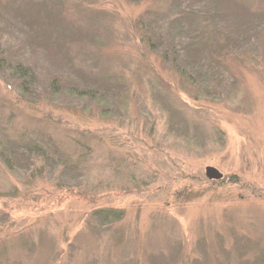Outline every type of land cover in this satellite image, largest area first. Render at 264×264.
Listing matches in <instances>:
<instances>
[{
	"label": "rangeland",
	"instance_id": "rangeland-1",
	"mask_svg": "<svg viewBox=\"0 0 264 264\" xmlns=\"http://www.w3.org/2000/svg\"><path fill=\"white\" fill-rule=\"evenodd\" d=\"M8 1L0 50L31 75L0 60V264H264V0ZM20 138L54 158L26 170Z\"/></svg>",
	"mask_w": 264,
	"mask_h": 264
},
{
	"label": "trees",
	"instance_id": "trees-1",
	"mask_svg": "<svg viewBox=\"0 0 264 264\" xmlns=\"http://www.w3.org/2000/svg\"><path fill=\"white\" fill-rule=\"evenodd\" d=\"M0 5H4V7H7L12 13H16V10L14 9L15 5L13 3L9 2L8 0H4V2L2 4L0 1ZM12 9H14V10H12ZM191 19H192V16H191V14H189L188 20H191ZM159 21H161V20H156V19L152 20V25L154 23H158ZM208 28H209V26L206 24L204 29H208ZM142 30L147 32L148 34L155 33L157 35L158 34L162 35L160 32H157V30H155L154 28L148 29V26L146 25V23L142 26ZM212 31L214 33H221L219 30H213L212 29ZM164 37L165 38H161L162 41L157 40V42L162 49L161 55L165 61L170 62L172 65H176L177 62L181 59L180 57L185 56L186 57L185 58L186 64L190 68L194 67L193 71H195L196 69H199L200 67L201 68L206 67V64H205L206 60L204 62V58L202 57V53L197 49L196 43H194L196 41V39L191 40V41L187 40V42L185 44H179V47H178V45L173 44V40H174L173 37H166V36H164ZM148 42L150 43L149 45H152L151 41H148ZM0 52H1L2 56H5V52H2L1 50H0ZM210 56H213V53H211ZM3 59L7 60V56H5V58H0V60L2 61V64H1L2 70L7 69L10 72L12 70V72H14L15 76L20 81L22 79H24L25 77L26 78L30 77L31 72L28 69V68H30V66H23L25 62L14 61L12 64L8 60L5 62ZM207 61H208V59H207ZM174 69L183 79L186 78L192 84L194 83V85H199L200 83L202 84L203 83V80H202L203 76L206 78L205 71H204V73H202L199 76L200 80L197 82L198 78H196V77L192 78V75L191 74L188 75V73L183 68L175 66ZM197 72H199V70ZM54 84L55 83H52L53 86H54ZM31 85L33 87L36 85V83L34 82ZM56 85L58 86V84H56ZM218 85L221 87V90H223L226 86L225 83L221 84L220 82H218ZM82 91H83L82 92L83 94H81V95H86V96L89 95L91 98L97 97L94 95L95 90L84 89ZM22 92L25 93L24 91H22ZM97 98L101 99L100 97H97ZM102 98H103V96H102ZM14 145H15L14 146L15 152L18 151L21 154V156L24 158L23 164L26 162V164L24 165L26 170H29L34 165L32 163V158H37L38 161H40L39 159H42L43 161L45 160V162H46V159L52 160L54 158V156H53V158L52 157L51 158L45 157L44 154L46 152H43V149L41 148V146L38 143L33 142L30 139L25 140V139L20 138L18 140V142H16ZM0 159L4 162V165H6V167L11 168V162L9 161L8 158L3 156V153L1 151H0ZM58 165H59V168H66L69 171H71V173L75 172V169H76L75 168L76 166L69 165V161H61L59 164L54 163V165H53L54 170H55V168L58 167ZM42 171H43V166H41L40 170H37L34 172L37 173V176H40L41 173H43ZM34 172L31 173L30 177L34 176V174H33ZM119 215H121V213H117L115 210H113L111 208H109V209L103 208V209L95 210V211L90 213V217L93 218L94 220H98L102 226H105V225L111 224L115 221H118ZM194 264H197V263H194Z\"/></svg>",
	"mask_w": 264,
	"mask_h": 264
},
{
	"label": "water",
	"instance_id": "water-1",
	"mask_svg": "<svg viewBox=\"0 0 264 264\" xmlns=\"http://www.w3.org/2000/svg\"><path fill=\"white\" fill-rule=\"evenodd\" d=\"M204 176L208 181H219L222 179V175L212 167L205 168Z\"/></svg>",
	"mask_w": 264,
	"mask_h": 264
}]
</instances>
